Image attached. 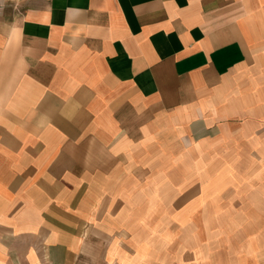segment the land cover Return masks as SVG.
I'll return each mask as SVG.
<instances>
[{"label":"crops","instance_id":"0c3cea01","mask_svg":"<svg viewBox=\"0 0 264 264\" xmlns=\"http://www.w3.org/2000/svg\"><path fill=\"white\" fill-rule=\"evenodd\" d=\"M221 197L264 219V0H0V264H195Z\"/></svg>","mask_w":264,"mask_h":264},{"label":"rangeland","instance_id":"374dc122","mask_svg":"<svg viewBox=\"0 0 264 264\" xmlns=\"http://www.w3.org/2000/svg\"><path fill=\"white\" fill-rule=\"evenodd\" d=\"M219 200L197 204L190 219L174 224L169 236L181 247H196L190 255L195 264H236L238 251L247 244H264V219L256 218V205Z\"/></svg>","mask_w":264,"mask_h":264}]
</instances>
